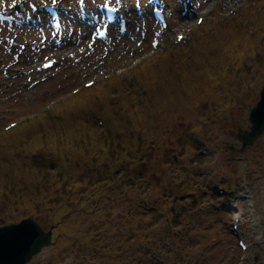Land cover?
I'll return each instance as SVG.
<instances>
[{
	"label": "rangeland",
	"instance_id": "obj_1",
	"mask_svg": "<svg viewBox=\"0 0 264 264\" xmlns=\"http://www.w3.org/2000/svg\"><path fill=\"white\" fill-rule=\"evenodd\" d=\"M215 2L209 4L217 7V13L213 17L215 10L211 22L203 27H198L194 19L184 17L175 5L174 30L190 32L188 34L197 47L195 50L194 47H186L185 56L179 51H169L165 57L157 55L143 62L132 73L139 81L143 77L152 83L154 78L149 72L154 75L171 72L164 85H157L163 88L162 92L165 90L161 99L151 103L154 93L149 92L147 84V97L140 96L137 89L129 88V92L134 90L138 94V99L134 103L128 102V107H125V97L120 95L127 90L123 81L118 84L117 93H105L109 94L114 104L109 102L98 113L110 125L111 132H118L121 146L104 163L101 157L106 159V149L85 146L87 150L91 149L92 154L89 159L85 155L74 156L79 159L78 163L70 166L68 172L75 178L62 195L57 190L55 175L42 190L44 182L38 181L39 176L44 175V168L56 173L63 167L61 157L52 151L53 143L48 146V141L43 140L42 135L47 129L41 123L37 130L41 131V136L29 138V133H32L27 131L30 123L17 130L18 134L12 137V145L8 142L0 144V160L3 163V166L0 165V225L32 216L48 221L47 227L55 226L56 243L37 256L34 264H138L137 260L153 262L154 255L164 258L167 264H238L240 251L237 240L231 235L229 218L224 214H215V211L233 203L243 208L236 200L241 192L251 199L246 205L253 203L255 206L252 209L254 212H250L249 207L244 208L241 236L245 238L249 250L243 264H264V135L244 151L237 136L239 127L249 128V112L260 99L264 85V0H247L253 24L240 19L239 32L228 28V24L235 17H243V12L237 10L236 15L226 23L220 21V15L227 3L243 5L245 2ZM251 16L247 18L252 20ZM233 32L247 37L243 41L244 58L241 61L231 54L233 48L237 50L241 47L239 43L230 45ZM249 36L258 37L255 46L259 52L254 58H250L249 43L252 40L248 39ZM138 40L141 44L128 40L121 42L110 53L109 47H99L83 64L77 65L69 60L59 70L52 71L50 80L44 85H35L34 78L28 77L7 82L0 88V121L5 117L7 123L23 117V114L38 112L39 108L58 100L83 79L98 74L101 69L121 64L123 58L129 59L151 48L146 36ZM165 64L170 65L163 71ZM168 86L179 89L178 95L169 97L166 92ZM99 87L83 95L86 100L82 102H96L98 108L102 106L103 98L93 92ZM104 89L102 85L97 91L104 93ZM118 100L119 103H116ZM79 109L82 111V108ZM130 112L134 117L128 115ZM109 117L116 122H108ZM6 123H0L1 129ZM108 125L105 131H108ZM119 128L126 132H119ZM91 129L94 130V127ZM202 141L208 148L206 156L202 155L198 146ZM13 145L16 149H11ZM105 147L110 146L105 144ZM45 149L47 154H44ZM55 162L59 163L58 167ZM114 162L121 168L115 167ZM123 169L128 173H124ZM247 173L250 176L253 174V180ZM59 180L63 182L62 177ZM229 181L233 184L228 187L237 192L235 196H210L202 201L208 190L214 192L215 183L225 186ZM246 185L248 191L244 192ZM124 190H128L127 195H124ZM81 194L88 197L89 202L80 201L83 208L80 204L78 208L71 209L74 206L72 202L78 201ZM179 195L182 199L178 198ZM161 197L164 200L170 198L165 207L159 204ZM193 199L198 200L193 203ZM144 203H148V207H161L169 215L181 203L192 209L190 221L194 224L189 236L182 238L191 241L185 245L176 243V246L183 245L177 252L179 259L173 260L169 252L162 253L157 244L147 245L151 239H171L165 233L171 228L164 224L166 221L160 222L161 213L145 209ZM63 205H68L70 209L61 208ZM66 210L67 219L63 217ZM212 213L215 214L213 219H208ZM153 218L158 219L151 222ZM58 222H61L60 226ZM156 223H159L161 231L156 230ZM184 229L187 232L186 226ZM202 230L205 232L201 233ZM258 239H262V246L256 245ZM83 245L84 258L77 259V247ZM150 249H156L158 253L153 255ZM70 255L75 258L69 260Z\"/></svg>",
	"mask_w": 264,
	"mask_h": 264
},
{
	"label": "water",
	"instance_id": "obj_2",
	"mask_svg": "<svg viewBox=\"0 0 264 264\" xmlns=\"http://www.w3.org/2000/svg\"><path fill=\"white\" fill-rule=\"evenodd\" d=\"M251 121L254 123L251 135L256 138L264 127V102L253 109ZM50 237L31 219L0 228V264H27L42 247L50 244Z\"/></svg>",
	"mask_w": 264,
	"mask_h": 264
},
{
	"label": "snow or ice",
	"instance_id": "obj_3",
	"mask_svg": "<svg viewBox=\"0 0 264 264\" xmlns=\"http://www.w3.org/2000/svg\"><path fill=\"white\" fill-rule=\"evenodd\" d=\"M57 2V0H52V3H56ZM13 3H15V0H13ZM180 39H183V37H180ZM153 43L154 44H156V43H159L158 41H153ZM95 82H93V81H88V83H87V87H91V86H93V84H94ZM75 90V89H74ZM8 127L9 128H12V127H14V125L13 124H9L8 125Z\"/></svg>",
	"mask_w": 264,
	"mask_h": 264
}]
</instances>
